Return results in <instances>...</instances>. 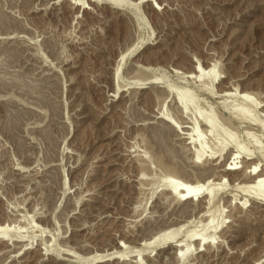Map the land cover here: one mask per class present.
Here are the masks:
<instances>
[{"label":"rangeland","instance_id":"obj_1","mask_svg":"<svg viewBox=\"0 0 264 264\" xmlns=\"http://www.w3.org/2000/svg\"><path fill=\"white\" fill-rule=\"evenodd\" d=\"M261 172L264 0H0V264H264Z\"/></svg>","mask_w":264,"mask_h":264},{"label":"bare ground","instance_id":"obj_2","mask_svg":"<svg viewBox=\"0 0 264 264\" xmlns=\"http://www.w3.org/2000/svg\"><path fill=\"white\" fill-rule=\"evenodd\" d=\"M197 69L199 70V72L202 74L203 73V70L202 69H200V64H198L197 65ZM202 70V71H201ZM210 70H212V72H213V69H210ZM211 72V71H210ZM212 72H211V75H212ZM200 74V75H201ZM210 74V73H209ZM202 75H204V73L202 74ZM246 97V96H245ZM245 100V99H244ZM240 110H241V108H239ZM238 109V110H239ZM242 112V111H241ZM238 114H240V111L238 112ZM241 115V114H240ZM222 131V130H221ZM197 140V138L196 139H193V141L195 142ZM214 142H212L211 144L209 143L208 145H205V147L203 148H199V150L196 152V154H195V159L197 160V161H199L200 159H201V157H202V154H203V152H205L203 149H206V151L208 152H211V151H213V150H215V149H217V147L214 149V147H213V144ZM213 144V145H212ZM217 145V144H216ZM215 145V146H216ZM217 151L219 152V149H217ZM214 152H216V150L214 151ZM214 152H211V153H214ZM214 155V154H213ZM230 163H232V162H230ZM235 163V162H234ZM228 164V165H227ZM225 165H227V166H225V170H227V171H232V170H236V166H235V164H229V163H226ZM251 167H253L251 170V172H256V170H257V165L256 166H251ZM259 172V171H258ZM258 172H256V173H258ZM249 173H250V171H249ZM251 174V173H250ZM261 174V176L259 175V176H257L256 177V179H255V185L254 186H245V188H244V191L246 192V193H248V194H252V196H254L255 198H256V200L257 199H260V200H262L263 202H264V178H262V176L264 175V173H263V175H262V172L260 173ZM253 175V174H252ZM256 175V174H255ZM258 175V174H257ZM174 176V174L173 173H171V172H167V173H165V174H162L161 175V177H160V184H162L161 186H163L164 188H166V190L167 191H169V193L171 192V193H179V195L180 194H182V195H180L181 197L182 196H184V197H182V198H185V197H195L199 192L198 191H191L190 190V187H187L186 185H184V184H181V183H179L177 180H174L175 178L173 177ZM252 177H254V176H252ZM253 180H254V178H252ZM263 181V182H262ZM178 182V183H177ZM263 184V188L261 187L262 186V184ZM260 184H261V186H260ZM260 187H261V189H260ZM163 188V189H164ZM171 195H173V194H171ZM176 195H178V194H176ZM174 197H175V195H173ZM180 196H179V199H182V198H180ZM176 198V197H175ZM255 202V201H254ZM259 202V201H258ZM5 230V229H4ZM6 232V231H5ZM0 233L1 234H3L4 235V232L3 231H1L0 230ZM200 235H202V234H200ZM5 236V235H4ZM198 236V235H197ZM196 236V237H197ZM202 236H204V235H202ZM201 236V237H202ZM195 237V238H196ZM201 237H199L198 236V238H197V240L199 241H201V242H203V243H205V236L204 237H202V238H204V240L201 238ZM172 238V237H171ZM169 239H170V237H169ZM196 240V241H197ZM166 241H168V240H166ZM209 241V240H208ZM207 241V242H208ZM185 242V241H184ZM167 243V242H166ZM165 243V244H166ZM200 243V242H199ZM199 243H198V245H199ZM201 245H202V243H201ZM200 245V247H202ZM204 245V244H203ZM177 246H179V245H177ZM189 246V245H188ZM181 247H183V246H181ZM180 247V249H182ZM185 247H187V244H185ZM177 248H179V247H177ZM184 248V247H183ZM198 248H199V246H198ZM179 249V251L180 252H178V255L180 256H178V260H180L179 258H181V260H183L184 258H185V256H186V249L187 248H185V250L183 249V250H180ZM188 249H189V247H188ZM189 250H187V252H188ZM177 252V251H176ZM113 255V254H112ZM175 256H176V254H175ZM103 257H105V256H103ZM107 257V256H106ZM102 258V257H101ZM93 260H95V259H93ZM104 260V259H103ZM102 260V261H103ZM90 261V260H89ZM97 262H99L98 260H97Z\"/></svg>","mask_w":264,"mask_h":264}]
</instances>
